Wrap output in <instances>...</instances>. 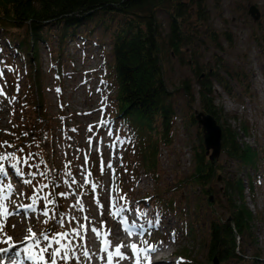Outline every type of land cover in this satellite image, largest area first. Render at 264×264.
Instances as JSON below:
<instances>
[{
  "label": "rangeland",
  "instance_id": "rangeland-1",
  "mask_svg": "<svg viewBox=\"0 0 264 264\" xmlns=\"http://www.w3.org/2000/svg\"><path fill=\"white\" fill-rule=\"evenodd\" d=\"M207 5L211 14V27L219 34L218 42L221 45V50H215V46L212 44L207 49L200 48L199 53L202 55L199 64L212 68L214 67L213 56H217L222 62L223 68L229 72L245 74L244 85H238L227 78L226 82L233 97H229L218 84L214 83L212 89L215 97L214 105L222 108L223 114L228 117L226 125L227 127L229 125L231 131L238 135V142L252 148L260 159L255 170H245L240 169L236 163L220 153L217 162L220 168L217 175L219 178H217L220 180H214L210 184L209 188L212 190L210 196H205L202 190L194 186L193 182H187L180 187L176 186L180 182H185L188 176L194 173L193 147L199 145L197 133L200 132L201 135L202 131L197 125L192 126L188 123V108L185 106V98L181 92L182 89H180L181 80L193 81L194 79L188 70L189 67H181L172 60L173 69L167 74L168 88L172 91L177 90L175 94L176 119L172 125L171 144L168 147L160 146L158 148L157 160H159L158 166L162 175L159 183L156 186L143 171H138V176L130 180V175L125 172L127 168L123 162L126 159H117L118 155L123 156L127 152L124 141L120 139L117 153L113 159L107 148L109 142L100 143L99 147L93 142L96 133L95 126L101 124L99 106L102 105L108 112L104 117L105 122L100 135L104 134L106 140L116 136L115 134L109 137V131H107L110 119L113 120L110 117L113 112L111 103L104 95L109 94L113 98L115 91L105 78L106 75L101 76L99 71L92 75L91 73L87 74L88 67L83 68V65L96 64V61L88 57L82 62L74 44L79 41L77 36L88 41L91 38L92 41L96 40L102 45L109 43V37L100 26L86 24L78 27L60 49L61 43L58 36L61 33L52 26L50 33L46 34L48 39L50 38L48 47L44 44L37 45L38 55L36 57L40 64V71L43 72L42 92L45 96V110L50 117V124H52V157L47 155L45 161L50 162L48 164L49 176L51 172L59 179L54 185L53 183L49 184L45 179L46 170L41 164V159L35 155V146L21 148L12 154L11 148L20 141L18 139L14 144L15 139L10 132L13 127L12 120L15 117L17 120L26 113L22 110L19 100L26 94L28 83L25 79L24 62L21 60V55L9 48V45L0 37V73H2L0 89L3 90V95H0V153L10 157L0 162L5 169L8 168V178L0 179L2 182L0 183V189H2L0 198L7 196L6 199H0V203H3L7 208V213L0 215V223L4 225L0 229V246L9 245L15 240L20 242L18 250L14 253L15 257L14 254H11L3 262L16 261L20 264L26 262L23 257L29 259V252L26 251L28 249H31L33 255H40L37 249L36 252H32L35 245L33 242L30 243L33 235L28 229L31 228L35 233L34 238L40 240V247L48 243L41 238V234L50 230L49 239L60 238V243L65 245L70 242L71 246L75 248L77 256L81 257V264H106V253L100 251L102 247H105V241L101 240V244L96 242L94 233H99L101 229H105V232L109 233L114 227L113 223L121 220V218H116V215H121L129 222L133 221L135 216L132 210L136 208L139 212L141 211L143 217L141 223L144 224V232H147L143 233L145 234L144 240L137 244L139 248L157 244L163 254H175V257L169 259L175 264L180 263L181 258L179 257L185 260L189 259L192 264H209L206 252L208 232L206 226L213 216L227 220L229 215L221 196L224 192L222 180L223 178L226 180L230 176H239L244 179V175L247 173L254 192L251 197L249 179H245L243 184L245 187L244 205L251 211L254 218L252 236L256 240L254 246L244 244L241 250L247 257L259 256L261 264H264V42L256 44L252 40L253 31L251 29L252 27L256 29L255 37L257 39L264 38V0H208ZM250 5L260 11V20L257 22L247 15V8ZM165 18L166 16L161 14L158 20L163 22ZM257 24L262 32L257 29ZM221 34H228L231 43L223 40ZM203 41L206 42L204 39ZM106 47L109 51L110 47ZM84 48L91 51V55H96L99 52L91 45V42H88ZM107 58L106 66L108 68L110 58L109 56ZM56 60L62 63L61 66L64 70L60 81L55 78L57 74L53 66ZM223 68L217 72L222 77H226ZM248 85L250 98H246L243 93L244 88ZM196 90L197 86H194L193 91ZM192 107L194 110H199L196 102ZM232 118H236V120ZM243 124L248 127L246 132L242 131ZM114 128L122 134L121 123L117 122ZM87 139L88 143H86ZM93 151L102 154L101 157L96 155L94 157L97 158L92 157L91 159ZM88 153H90L89 171L94 175H91L89 182L85 183L83 158ZM12 156L15 159H11ZM99 159L101 160L99 161ZM109 164H111V168L108 167ZM102 169L104 170L102 171ZM24 181H29V183ZM7 183H10L15 189L13 193L8 191ZM53 186L56 191H53ZM155 186L163 192L165 199L172 198L175 201V207H173V213L167 212V214L157 217L159 223L156 222V218L157 227L153 232L152 228L149 226L147 228V224H145L152 214L151 208L144 198L153 195ZM50 188L53 191L52 198L47 197ZM54 194H56V199ZM17 207L18 210L24 211L17 213ZM93 228L96 229V232L92 231ZM63 233L68 235L62 236ZM112 236L111 239L106 237L105 240L108 242L109 251L113 252L117 246L112 243L114 240L120 243L121 239L117 240L118 237L114 234ZM163 237L165 238L161 239ZM133 240L136 242L135 239ZM53 247L58 248L59 245L54 243ZM85 247L90 249L89 253L92 252V255L89 254L93 257L91 261L82 255ZM121 250L123 255L126 253L124 256L128 259L116 258L113 263L135 264L132 249L121 247ZM114 256L116 255L114 254ZM100 257H105V259L102 261ZM58 264H65V261L59 260ZM68 264H77V261L71 259Z\"/></svg>",
  "mask_w": 264,
  "mask_h": 264
},
{
  "label": "trees",
  "instance_id": "trees-1",
  "mask_svg": "<svg viewBox=\"0 0 264 264\" xmlns=\"http://www.w3.org/2000/svg\"><path fill=\"white\" fill-rule=\"evenodd\" d=\"M207 2L208 0H0V37L9 48L21 55L28 83L26 94L19 100L26 113L17 120L16 117L12 120L10 132L15 139L14 144L20 139L11 148L12 153L27 146H35V155L41 159L46 170L45 179L54 185L59 181L53 173L50 172L49 176L50 162L45 161L47 155L52 157L53 135L50 117L45 110L43 72L37 61L36 46L45 44L48 47L50 38L46 34L50 33L52 26L61 33L58 36L61 49L78 27L93 24L100 26L110 39V71L107 68L106 79L115 89V94L113 98L109 95L106 98L110 100L113 112L110 117L121 122L126 134L128 146L124 156L126 160L123 162L130 180L138 176V171H143L156 185L162 176L157 160L158 148L171 144L172 125L176 119L177 90H170L166 84L167 74L173 69L172 60L181 67H189L188 70L194 77L193 81L184 79L180 82L185 106L188 108V123L197 125L192 109L196 102L199 106L197 111L215 118L216 124L222 129L220 153L240 169L255 170L260 160L257 153L248 145L240 144L238 135L231 131L229 125L227 127L228 117L223 114L222 108L214 105L212 90L215 83L225 94L233 97L227 78L238 85H244L245 74L229 72L223 68L217 56H213L212 68L199 64L202 55L199 53L200 48L204 50L212 44L215 50H221L219 34L211 27ZM161 14L166 16L163 22L158 20ZM256 26L262 32L258 24ZM251 29L252 40L256 44L264 42V38L259 40L255 37L256 29ZM221 38L231 43L228 34H223ZM56 63V70L62 74V63L57 60ZM222 68L226 77L217 72ZM194 86H197L195 92ZM248 87L249 85L243 91L246 98L251 97ZM247 129V125L243 124L242 131L246 132ZM197 136L199 145L193 147L192 153L194 173L176 186L193 182L205 196H210L212 190L209 186L214 180H219L217 175L220 168L217 163L211 165L204 154L202 134L198 132ZM246 176L247 173L244 179L230 176L222 180L224 192L221 196L229 215L227 220L213 216L206 226L209 264H214L213 259L219 264H261L259 256L247 257L241 250L244 244L254 246L256 240L252 236L254 218L244 205L243 184L245 179H249ZM248 185L252 197L254 189L250 179ZM156 186L153 195L144 198L153 213L151 223H155L157 217L167 212L173 213L175 207V201L172 198L165 199L163 192ZM48 193L52 198L51 190ZM180 258L181 264H192L189 259Z\"/></svg>",
  "mask_w": 264,
  "mask_h": 264
},
{
  "label": "snow or ice",
  "instance_id": "snow-or-ice-1",
  "mask_svg": "<svg viewBox=\"0 0 264 264\" xmlns=\"http://www.w3.org/2000/svg\"><path fill=\"white\" fill-rule=\"evenodd\" d=\"M0 75H2V73H0ZM57 92H59V89H57ZM0 95H3V90L0 89ZM109 135H111V132H109ZM6 143V142H5ZM9 147L11 145H8ZM10 157L8 155H5L3 153H0V162L9 159ZM11 159H15L14 156L11 157ZM13 167H15V165H13ZM109 168H111V164L108 165ZM0 173H4L5 175H7V173H5V169H4V165L2 163H0ZM25 183H29V181H24ZM2 183V182H0ZM8 191L11 192L12 191V186L9 183L7 185ZM2 190V189H0ZM0 199H4V198H0ZM7 213V208L3 203H0V215L6 214ZM44 215H47V213H44ZM157 223H159V218H157ZM126 223V221H125ZM3 224L0 223V229L3 228ZM132 227H135V224L132 225ZM28 231L30 233H32L33 236H35V233L32 232V229L29 228ZM93 232H96V229L93 228L92 229ZM126 231H128L129 235H132V232L129 231L128 229H126ZM51 235L50 230L42 233L41 234V238L44 241H48V243L45 245V247L41 250L42 252H47L48 254V259L45 260V257L43 255H33L31 253V249H28L26 251L29 252V259H33V260H37V261H41L43 262V264H58L59 260H64L65 264H68V261H70L71 259H76L77 264H81V257L77 256L76 254V250L75 248H73L71 246V243L69 242V244L65 245V244H61L60 243V238H53L52 240L49 239V236ZM67 233H63L62 236H67ZM77 235H79V233H77ZM97 235H99V233H97ZM62 238V237H61ZM11 238L9 237V240ZM58 244L59 247H53V244ZM105 247H102L100 249V251L105 252L106 253V264H113V252L109 251V246H108V242L105 241ZM146 243V242H145ZM36 245L40 244V240L37 239L35 241ZM122 247H130L132 249L133 255L135 256V264H141V259L143 258V260H145L147 262V264H151V256L149 255L150 253H155L158 249L156 246H152V245H148L145 248H139L137 246V244L133 243L131 245H122ZM49 249H51L49 251ZM0 251H4L6 252L7 249H2ZM89 251L90 249H88L87 247L84 248L83 250V257L86 258L87 260L91 261V259L93 258L92 256L89 255ZM95 255V254H93ZM115 255L118 256L121 260L124 259H128V257L124 256L123 253L121 252V247L118 246L115 248ZM100 259L103 261L105 259V257H100ZM12 264H16V261H13Z\"/></svg>",
  "mask_w": 264,
  "mask_h": 264
},
{
  "label": "bare ground",
  "instance_id": "bare-ground-1",
  "mask_svg": "<svg viewBox=\"0 0 264 264\" xmlns=\"http://www.w3.org/2000/svg\"><path fill=\"white\" fill-rule=\"evenodd\" d=\"M9 201V200H8ZM105 203V202H104ZM13 207V206H12ZM11 207V208H12ZM107 209V208H106ZM113 212V211H112ZM101 213V212H100ZM99 215V214H98ZM104 216V215H103ZM108 216V215H107ZM15 217V216H14ZM89 217V216H88ZM114 217V216H113ZM112 217V218H113ZM121 217V216H120ZM12 218V217H11ZM97 218V217H96ZM100 219V218H99ZM10 220V219H9ZM93 220V219H92ZM97 220V219H96ZM95 221V220H94ZM117 221V220H116ZM121 221V222H120ZM119 222L117 221V223H113L114 225V227H112V229H111V231H109V233L108 232H105V229H101V231L99 232V235H97V233H94V237H96L95 239H96V242H99V244H101V240H103L102 242H104V241H106L105 239H106V237H109L110 239L113 237L112 236V234H114L116 237H118V236H121V235H125V233H126V229H128V230H133V228L134 227H132V225H131V222H129V221H127L126 220V218H124V217H121V220H120ZM125 221H126V223H125ZM87 222H88V220H87ZM92 222V221H91ZM107 222V221H106ZM111 222H112V220H111ZM97 223V222H96ZM93 224V223H92ZM95 224V223H94ZM82 225V224H81ZM91 225V224H90ZM107 225V224H106ZM112 225V224H111ZM94 227V226H93ZM102 227V226H101ZM100 228V227H99ZM114 231H116V232H114ZM92 232V231H91ZM101 233H103V234H101ZM30 237V239H31V236H29ZM29 239V240H30ZM133 239H134V237L132 238V239H130V240H128L126 243H118V242H116L115 240H114V242L112 243V244H115L117 247L118 246H120V247H122V245H131V244H133V243H135V242H133ZM117 240H119V239H117ZM35 241H36V238H34V236H32V239H31V241H30V243L32 244V242H33V244L35 245V247H33V250L34 251H32V252H36V249H37V252L40 254V255H43L44 257H45V260H47L48 259V254H47V252H42L41 250L45 247V245H43V246H41L40 247V244L39 245H36L35 244ZM110 241V240H109ZM24 243V242H23ZM90 243V242H89ZM88 243V244H89ZM18 244H20V242L18 241V240H15L14 242H12V243H10L9 245H2V246H0V250H2V249H7V251L6 252H4V251H0V264H5V262H3L7 257H9V256H11V254H14L17 250H18ZM105 244V243H104ZM102 246V245H101ZM111 247V246H110ZM146 246H144V247H140V248H145ZM112 248V247H111ZM111 250V249H110ZM130 250V249H129ZM124 251V250H123ZM113 254H115V250H113ZM121 252H122V250H121ZM22 254V253H21ZM89 254H91L92 255V252L91 253H89ZM96 254H97V252H96ZM95 254V255H96ZM126 254V253H125ZM124 254V255H125ZM128 254H129V252H128ZM132 254H133V252H132ZM150 256H151V264H175V262H173V261H171V260H169V258L168 257H163V258H158V259H156V257L158 256V254H155V253H150L149 254ZM15 257V256H14ZM23 258H25V257H23ZM116 258L118 259L119 257L118 256H114L113 255V261L114 260H116ZM17 259V258H16ZM21 259V258H20ZM18 260V259H17ZM101 260V259H100ZM119 261H121V260H119ZM12 262V261H11ZM22 264H43V262H40V261H37V260H33V259H28L26 262H24V263H22ZM113 264H115V263H113ZM120 264V263H119ZM134 264V263H133ZM141 264H147V262L145 261V260H143V258L141 259Z\"/></svg>",
  "mask_w": 264,
  "mask_h": 264
},
{
  "label": "water",
  "instance_id": "water-1",
  "mask_svg": "<svg viewBox=\"0 0 264 264\" xmlns=\"http://www.w3.org/2000/svg\"><path fill=\"white\" fill-rule=\"evenodd\" d=\"M260 11L255 8L253 5H250L248 7V16L250 19H253L254 22L259 21L260 19ZM193 116H195V122L198 127L201 128L202 132V137H203V142L202 146L205 149V155L211 162V165H216L220 152L222 151L221 147V141H222V136H221V127L218 126L215 122V118H213L210 115H204L201 112H198L197 110H193ZM219 178V177H218ZM220 180V179H219ZM212 201L211 199H209ZM212 263L218 264L215 259L212 260Z\"/></svg>",
  "mask_w": 264,
  "mask_h": 264
}]
</instances>
